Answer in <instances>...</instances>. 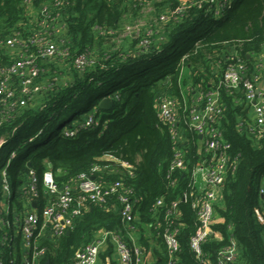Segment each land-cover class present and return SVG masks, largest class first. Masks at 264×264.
I'll list each match as a JSON object with an SVG mask.
<instances>
[{
	"label": "trees",
	"instance_id": "1",
	"mask_svg": "<svg viewBox=\"0 0 264 264\" xmlns=\"http://www.w3.org/2000/svg\"><path fill=\"white\" fill-rule=\"evenodd\" d=\"M41 1L33 3L37 7ZM176 3L161 0L163 6L174 7ZM68 5L63 16L71 49L73 53L89 50L91 59L94 42L101 46L102 40L111 37L97 36L93 27L117 29L133 7L127 0H68ZM24 24L29 23L23 0H0V38ZM165 30L164 36L152 37L148 46L138 44L141 50L133 53L103 46L99 59L94 58L83 72L69 66V80L45 91L39 96L40 103L30 102L16 110L0 126V136H9V141L27 147L7 167L17 214L23 211L26 199L18 187L26 183L30 168L41 177L50 163L58 185L81 173L103 183L122 179L142 197L135 204L138 217L132 224L138 232L137 243L152 253L146 264H168L166 247L153 224L152 207L159 197L167 203L179 199V250L171 264H198L189 238L200 225L190 199L182 198L183 192H190V173L200 159L197 137L188 133L186 171L179 174L175 185L169 184L167 170L173 144L166 126L157 118L156 97L179 94L183 66L189 67L191 82L203 89L218 85L227 57L233 55L246 62L248 72L259 71L256 56L264 48V0H234L219 16L203 3L189 8L178 21H170ZM219 90L224 103L219 128L238 163L225 180L202 249L208 262L216 264L218 250L233 240L236 252L228 264H264V134L255 137L246 129L245 120L250 117L240 104L241 94L234 98ZM104 98L111 101L107 108L99 106ZM89 113L95 123L85 126ZM67 129L74 130V135L66 136ZM118 227L117 206L90 203L75 218L69 234L42 239L46 250L37 264H70L74 252L95 231ZM2 233L0 230V236ZM13 237L17 244L18 237ZM126 241L130 243L128 238ZM3 248L0 243V258L11 257ZM13 251L19 264L20 254ZM100 258L103 263L115 264L112 246L108 245Z\"/></svg>",
	"mask_w": 264,
	"mask_h": 264
},
{
	"label": "built area",
	"instance_id": "2",
	"mask_svg": "<svg viewBox=\"0 0 264 264\" xmlns=\"http://www.w3.org/2000/svg\"><path fill=\"white\" fill-rule=\"evenodd\" d=\"M127 1L134 8L147 4V0ZM233 1L176 0L174 7L158 12L154 19L163 25L176 22L189 8L201 7L203 3L212 9L214 16H219ZM23 6L29 24L16 27L0 38V126L12 118L16 110L58 85L46 70V64L62 62L83 72L92 62L89 50L73 53L70 36H61L67 28L63 12L69 6L68 0H42L37 7L33 0H23ZM27 8L35 12L27 11ZM28 15H31L30 19ZM146 27L140 42L144 47L148 46L152 35V27ZM125 28L129 29L128 26ZM93 29L97 36H114L118 31L98 25ZM227 59L216 87L203 89L201 86H190L191 90H186V93L182 90L178 95L162 93L157 95L155 103L157 118L166 126L173 144L167 170L169 184L175 185L179 174L186 171L188 133L197 137L199 143L197 153L200 159L190 173V192L182 194L183 200L190 199L200 225L189 238V248L198 264H209L202 244L210 233L209 224L214 217L215 205L220 203L225 180L238 163L237 157L230 154V144L223 139L219 128L224 111L220 88L234 98L241 94L243 101L253 110V116L245 120L246 129L255 137L264 134V87L258 85L261 82L260 73L248 72L246 62L239 56L233 55ZM257 63L259 67H264L261 58ZM43 75L46 77L44 81L41 80ZM94 123L92 114L84 121L85 126ZM238 125L241 127L242 122ZM64 134L72 136L74 130L67 129ZM10 139L9 136H0V151ZM20 157L19 148L11 150L0 169V230H3L0 243L3 249L11 252V257L0 258V264H16L13 250L20 254L19 264H37L46 250L41 245L42 239H58L67 230L70 231L75 218L90 203L117 206L119 227L96 231L89 241L74 252L70 264H98L100 254L108 245L117 255L118 264L148 262L149 250L125 231L134 228L132 222L138 217L135 204L142 198L136 195L132 187L125 185L122 179L103 183L85 173L58 185L50 169L51 164L47 163L41 177L30 168L26 183L18 187L26 199L23 211L17 214L13 205L15 197L9 193L6 177L9 164ZM178 203L179 199L167 203L163 197H159L152 207L155 216L153 224L157 236L166 247L168 264L176 262L173 258L179 250L177 234L181 214ZM13 236L18 237L17 244ZM127 238L130 243L126 241ZM235 252L236 244L230 240L228 245L218 250L216 264H228L234 259Z\"/></svg>",
	"mask_w": 264,
	"mask_h": 264
},
{
	"label": "rangeland",
	"instance_id": "3",
	"mask_svg": "<svg viewBox=\"0 0 264 264\" xmlns=\"http://www.w3.org/2000/svg\"><path fill=\"white\" fill-rule=\"evenodd\" d=\"M169 7L170 5L168 4L163 6V4H161V0H147V4L145 5H142L137 8L131 7L129 11L126 12L122 23L117 27L118 29L117 33L114 36H111L110 39H107L105 43L106 45L104 47L110 48L111 50H116L120 48L121 51L127 53H133L136 52V50H141V47L138 44H140L141 39L145 35L147 25H150L152 27V35L150 38L152 37L158 38L159 36H163L166 33L165 30L166 25L156 22L154 16L158 12L167 11L166 9H168ZM27 11L35 12L32 8H27ZM28 18L30 19L31 15L30 16L28 15ZM126 26H128L129 29H126L125 28ZM61 36H66V33L62 31ZM98 43L99 41L94 42V48H93L94 52L100 50L99 49L100 47L97 46ZM91 55L92 53L90 52V56ZM185 67L186 66H184L183 69ZM46 70L50 72L51 76H53L56 84L62 85L69 80L70 71L66 63L53 61L52 64H50L49 66L47 65ZM183 75L185 76V74ZM185 78L186 81L190 79V77H188V74L187 76H185ZM41 80L42 81L46 80V77L43 75ZM191 88L192 87H186V90H191ZM39 99L40 98L38 97L37 99H35L36 101L34 100V102L40 103L41 101ZM89 115H91V113L87 114V117ZM20 144L21 143H15L14 141H8L0 151V164H2L6 160L9 152L13 149L19 148L20 153L22 154L27 147L25 145H20ZM18 145H20V147H18ZM6 178L8 182L9 193L12 194L13 193L12 177L8 173ZM145 231L147 233V229Z\"/></svg>",
	"mask_w": 264,
	"mask_h": 264
},
{
	"label": "crops",
	"instance_id": "4",
	"mask_svg": "<svg viewBox=\"0 0 264 264\" xmlns=\"http://www.w3.org/2000/svg\"><path fill=\"white\" fill-rule=\"evenodd\" d=\"M66 33V32H65ZM67 35V34H66ZM104 39H106V38H104ZM106 41H103L102 42V44H101V46H99L100 47V52H98V53H96V52H94V50H93V54H94V58L97 60V59H99V54L102 52V48H103V46H105L106 44ZM257 58H261L262 60H263V63H264V48H263V50L261 51V53L260 54H258V56H256ZM93 58V59H94ZM93 59H91L92 61H93ZM53 62H50V64H52ZM184 67V66H183ZM183 67L181 68V83H180V90L179 91H183V92H185L186 93V87H190V86H195L192 82H191V80L189 79L188 81H186V78H185V76H187V74H188V77H190V69H189V67L188 66H186L184 69H183ZM68 69H69V71L71 70V67H69V65H68ZM259 73H260V83L258 84L259 85V87H264V67H259ZM183 74H185V76L183 75ZM187 82V83H186ZM263 85V86H262ZM159 95V94H158ZM241 104V106L244 108V109H247V112L249 113V116H253V110H252V108L251 107H249L247 104H246V102H242V103H240ZM197 145H198V147H199V143L197 142ZM127 233H129V234H131L132 235V237L134 238V240L137 242V238H138V232L136 231V229H129V230H125ZM96 232V231H95ZM94 232V233H95ZM139 243V242H138ZM114 255L115 254H113V259H114V262H115V264H118V259L117 258H114ZM148 257H149V260H151V258H152V253H151V251H149V255H148ZM148 260V261H149ZM98 264H109V263H107V262H105V263H103V261H101V258L99 259V261H98ZM209 264H212V263H210L209 262Z\"/></svg>",
	"mask_w": 264,
	"mask_h": 264
},
{
	"label": "water",
	"instance_id": "5",
	"mask_svg": "<svg viewBox=\"0 0 264 264\" xmlns=\"http://www.w3.org/2000/svg\"><path fill=\"white\" fill-rule=\"evenodd\" d=\"M111 104V101L108 100L107 98L102 99V101L99 103V106L102 108H107L109 107V105ZM92 178H94L93 176H91ZM69 230L66 231V234H69ZM114 258H117V255H114Z\"/></svg>",
	"mask_w": 264,
	"mask_h": 264
}]
</instances>
